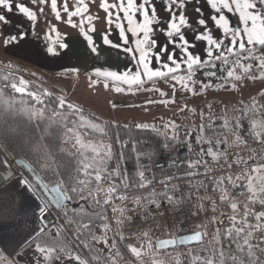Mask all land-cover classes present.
I'll use <instances>...</instances> for the list:
<instances>
[{"label":"rangeland","instance_id":"obj_1","mask_svg":"<svg viewBox=\"0 0 264 264\" xmlns=\"http://www.w3.org/2000/svg\"><path fill=\"white\" fill-rule=\"evenodd\" d=\"M95 1L100 7L102 0ZM65 3L69 10L64 12L65 18L69 20L65 24L67 27L72 28L82 24L80 19L86 18V15H74L72 11L83 12L84 6L89 9L92 13L89 16L93 18L85 24L86 27L104 25L106 13L103 9L97 10L95 2L65 0ZM62 9L64 7L58 9L59 13H62ZM109 11L112 12V9ZM102 16L104 20L101 19ZM57 20L56 15V23ZM256 57L242 56L240 62H234L231 70L222 75L218 74L217 79L208 80L202 78L201 73L190 71L184 75L169 76L127 89L85 74L70 76L37 72L4 61L2 57H0V70H7L20 76V84L13 85L19 93H24L23 86H28V83L32 82L57 95L70 109L77 110L73 112L84 111L83 115L77 114L78 124L84 123L97 128L101 126L98 119L103 123L114 121L153 129H167L170 134H174L177 132L178 121L183 122L185 124L183 138L188 143L190 151L197 155V158L191 162L194 165H192L194 172L203 170L206 175L207 172L217 171L218 175L213 174L209 177L215 186L221 184V178L225 175L226 180L229 179L228 182L232 185V192L235 194L239 191L242 194L243 190L244 194H235L240 196L235 201L229 195L222 202L214 200L212 202L214 207L210 211H204L203 226L199 227L198 224V229L203 232V244L161 254L153 252L151 246V255L157 259L158 264H182L184 259L190 262L205 259L209 264H215L214 262H217L214 260L215 252L210 249L209 240L215 237L219 228L229 229L239 226L246 233L245 244L250 256L257 262H264V198L261 196L264 194V164H260L261 159L256 156L257 152H261L260 149L250 146L253 142L248 143L244 138L245 132L255 135L264 127V107L261 100L264 95V55ZM12 64L17 68L12 67ZM206 74L212 76L214 70H209ZM230 76L232 78L229 80ZM26 93L39 99L31 91ZM2 116L0 153L5 158V166L8 164L11 167L13 176L0 189L19 182L14 189H10L15 192L21 189L22 184H26L41 202L37 220L41 222L42 216L50 212L53 222L46 228L43 226V229L35 235L24 236L22 230L21 235L16 236L17 239L12 241L10 237L13 235H7L19 228H11L6 233H2L9 240L0 235V250L3 254L0 264H86L80 248L65 235V222L60 219L58 211L51 212L39 188L21 167L14 164L1 145L9 144L16 154L30 159L31 163L36 162L37 169L45 173L51 169L50 162L58 155L54 152L53 155L52 151L50 155L49 149L45 148L46 141L49 142L52 136L54 119L47 117L41 110L29 106L24 99L12 98L0 91L1 119ZM78 131L79 129L74 128L72 136L78 139L81 146L91 147L95 164L105 161L108 163L110 158L108 167H117V161L112 156L109 144L83 140ZM14 157L16 156L13 154L12 158ZM244 164L251 165L240 169L239 167ZM226 169L230 171L227 173L222 171ZM201 180L205 183L208 178L202 177ZM235 187H238L237 190L234 189ZM150 195L159 196L157 192L142 187L138 197L142 200ZM46 230L56 237H64L72 246V252L59 254L54 260L49 259L51 253L46 249L37 248L33 243L37 235ZM11 249L17 250L10 252Z\"/></svg>","mask_w":264,"mask_h":264},{"label":"trees","instance_id":"obj_2","mask_svg":"<svg viewBox=\"0 0 264 264\" xmlns=\"http://www.w3.org/2000/svg\"><path fill=\"white\" fill-rule=\"evenodd\" d=\"M247 55L257 56L256 58L264 55V43L240 50L227 57L199 64L177 75L196 71V74H202V78L217 79L218 74L222 75L230 71L234 62H240L241 57ZM12 67L17 68L14 64ZM209 70H214L212 76L206 74ZM231 78L230 76L229 80ZM20 80V76L16 73L0 70V91L12 98L24 99L29 106L41 110L47 117L54 119L52 136L49 142L46 141L45 148L49 149L50 155L51 151L58 155L50 162L51 169L44 173L37 169L36 162L31 163L30 159L16 154L9 144L1 145L13 161L15 158L27 161L47 186L54 183L60 185L67 197L66 204L58 210L60 219L65 222V235L80 248L88 264H158L157 259L151 255V246L156 254L195 246L157 251L154 241L144 233L134 235L132 242H128L122 233V225L139 201L138 195L143 187L140 176L133 171L138 158L142 155L156 158L158 151L173 139V133L170 134L167 129H153L131 123L114 121L103 123L98 119L101 126L97 128L84 123L78 124L77 114H84V111L73 112L77 110L70 109L57 95L32 82H29L28 86H23L24 93H19L13 85L20 84ZM26 91H31L39 99L29 96ZM1 120L3 116L0 122ZM74 128L79 129L78 132L83 140L109 144L112 156L117 161V167H108L110 158L108 163L105 161L95 164L91 147L81 146L78 139L72 136ZM244 138L248 143H254L256 140V136L250 132H245ZM13 154L16 157L12 158ZM260 155L261 152L256 153L257 157ZM195 158L197 155L190 151L189 163L179 168L180 173L186 172L190 175V164ZM262 163L264 164V158ZM261 196L264 198V194ZM50 233L46 230L38 234L33 241L37 248L46 249L51 253L49 259L54 260L59 254L72 252V246L64 237H56L55 234ZM245 235L246 233L239 226L229 229L219 228L215 237L208 242L210 249L215 252L214 260L219 264H264L257 262L248 253ZM2 255L0 250V259ZM217 262L214 263L218 264ZM182 264L209 263L205 259L194 262L184 259Z\"/></svg>","mask_w":264,"mask_h":264},{"label":"crops","instance_id":"obj_3","mask_svg":"<svg viewBox=\"0 0 264 264\" xmlns=\"http://www.w3.org/2000/svg\"><path fill=\"white\" fill-rule=\"evenodd\" d=\"M91 1L96 4L95 0ZM17 2L34 10L37 18L33 22L27 20L25 16L16 11L14 5ZM117 2L118 0H107L109 4ZM139 2L140 0H137V3ZM248 2L249 0H240L235 5L239 15L227 12L221 15L217 22L224 33L222 36L221 31L215 27L211 20L214 12L207 5L206 0H184L183 9H180L178 4H171V11L166 10L164 0H151L156 9V20L151 26L153 28L151 38L157 41V47L154 51L159 54L161 63L158 65L154 57L152 61L147 59L142 45H140L141 50L137 55L123 50L125 47L134 49L132 44L134 37L127 31L128 25L123 19V13L120 14V22L123 24L128 38L127 45H124L120 40L115 23H108L106 12H104L106 13L104 25L86 27L87 22L83 24L82 21L88 19L92 13L84 6L83 12L86 18L80 19L82 24L70 28L65 25L69 20L65 18L64 12L66 11L64 9L61 10L62 13H59L56 23L52 0H45V2L44 0H36L35 4L31 0H14L12 11H6L0 7V14L5 15L8 21L7 23H0V57L4 58V61L13 62L37 72L68 74L70 76L85 74L101 81L114 83L122 89L134 88L169 76H175L179 72L190 70L199 64L227 57L240 50L264 43V0H252L255 3V8H247ZM64 5L65 0H57V10ZM96 9L101 10L97 4ZM197 9L201 11L198 12ZM181 11L188 22V26L182 28V33L191 44L195 45V47L189 48L192 55L185 56L183 59L180 50H174L173 44L169 43V37L165 35L173 13L179 17ZM112 13V20L115 21V10L112 9ZM253 13L258 15H253ZM149 14L151 15V9H149ZM225 16L229 18L231 27H229V22ZM200 18L206 20V26L211 30L210 36L205 34V38L209 40L207 49L205 41L195 39L197 33H202L205 30L204 26L197 23ZM101 19L104 20V17L102 16ZM136 20H140L139 14H137ZM91 28L94 30L91 31ZM21 33H25L23 39H19ZM12 35L17 36V42L9 43L6 46L5 39ZM105 35L107 36L105 37ZM171 39L178 41V37L175 35ZM60 43L65 44L66 47L61 49ZM49 45L56 50L55 55L46 51ZM165 46H167V52L162 51ZM173 51H175V60L169 63V55ZM205 51L208 52L207 56ZM260 156L258 159L260 158V164H263ZM251 164H244L239 168H246ZM190 165V176L194 177L193 191L190 197L199 204L198 224L199 227H202L203 213L214 207L212 204L214 200L222 202L229 195L235 201L240 197L235 194L241 193L239 191H234L235 194L232 192V185L228 182L229 179L226 180L225 175L221 178V184H216L212 189L208 188L205 185L206 182L201 180L202 177L205 178L203 170L194 172L192 168L194 165ZM222 171L227 173L230 170ZM212 173L218 175L216 174L217 171ZM243 187L245 188V185ZM242 194H244L243 190ZM244 198L245 196H243Z\"/></svg>","mask_w":264,"mask_h":264},{"label":"built area","instance_id":"obj_4","mask_svg":"<svg viewBox=\"0 0 264 264\" xmlns=\"http://www.w3.org/2000/svg\"><path fill=\"white\" fill-rule=\"evenodd\" d=\"M261 100L264 107V95ZM178 122L177 132L172 134L173 139L158 151L156 158L142 155L137 160L134 171L140 176L143 187L157 192L159 196H146L134 205L127 221L122 225V233L128 242H132L134 235L140 233L155 241L163 237L188 234L198 229L200 208L190 197L194 177L186 172L180 173L179 170L189 163L190 148L183 138L185 124ZM255 136L256 140L251 146L260 149V157L263 158L264 127ZM6 167L11 168L8 164ZM211 175L213 173L205 175L208 178L206 186L210 189L215 186L213 180L209 179Z\"/></svg>","mask_w":264,"mask_h":264},{"label":"snow or ice","instance_id":"obj_5","mask_svg":"<svg viewBox=\"0 0 264 264\" xmlns=\"http://www.w3.org/2000/svg\"><path fill=\"white\" fill-rule=\"evenodd\" d=\"M33 4H35L36 0H31ZM45 2V0H44ZM240 0H206L207 5L213 10L214 14L211 16V20L214 23L215 27L219 29L224 35L223 31L221 30L220 24L217 22L219 21L222 14L225 12L233 15H239V11L235 8V5L239 3ZM14 0H0V7L5 9L6 11L13 10ZM164 4L166 10L171 11V4H178L180 9L184 8V0H164ZM52 5L54 8V14L57 15L59 18V11L56 8L57 0H52ZM15 9L21 15L25 16L27 20L33 22L36 19L35 11L27 7L23 3H15ZM247 8H255V3L252 0H249L248 4L246 5ZM100 8L103 9L108 16V23L112 24L115 23L116 29L119 31L120 40L124 45L128 44V38L125 34V29L123 24L120 22L121 16L120 14L123 13V19L127 22L128 28L127 31L131 33L134 37L132 44L134 45V49H128L127 47L123 48V50L132 52L133 55L139 54L140 45L143 46V51H145L147 55V59L149 61L155 58L156 63L159 65L161 61L159 60V54L154 51L157 47V41L152 39L153 28L151 27L154 21L156 20V9L155 6L151 3V0H140L137 3V0H118L117 3H107V0H102ZM110 9L115 10V21L112 20L113 13L109 11ZM149 9H151V15L149 14ZM64 10L67 12L69 11L67 8V3L64 5ZM197 11H201L197 9ZM72 14L83 16L84 12H76L75 10L72 11ZM139 14L140 20H136V16ZM218 14V15H217ZM253 15H258L257 13H253ZM225 19L229 22V27H231V22L227 16ZM89 20H93V18L89 17L88 19L82 21V23L89 22ZM7 17L3 14H0V23H7ZM197 23L200 26H204L205 30L202 33H197L195 39L197 41H205L206 42V49L209 46V40L205 38V34H211V30L208 29L206 26V20L200 18ZM188 22L185 19L183 12L181 11L179 17H176L173 13L172 19L169 20L167 30L165 31V35L169 37V43L173 44L174 50L179 49L181 52V58L183 59L185 56H191L192 53L189 51V48L195 47L194 44H191L182 33V28L187 27ZM54 30V29H53ZM93 31L94 29H90ZM173 35L178 37V41L171 39ZM25 33H21L19 39H23ZM107 35H105L106 37ZM213 42H215L214 38ZM18 38L15 35L10 36L9 38L5 39V45L7 46L9 43L17 42ZM61 49L65 48L66 45L63 43L59 44ZM49 54H56V50L54 47L49 45L46 49ZM162 51L167 52V46L162 48ZM205 55H208V52L205 51ZM198 57V54H197ZM175 60V51L171 52L169 55V63ZM151 66V64H150Z\"/></svg>","mask_w":264,"mask_h":264},{"label":"bare ground","instance_id":"obj_6","mask_svg":"<svg viewBox=\"0 0 264 264\" xmlns=\"http://www.w3.org/2000/svg\"><path fill=\"white\" fill-rule=\"evenodd\" d=\"M4 161L5 158H3L0 153V167L3 166L7 169V167L4 166ZM17 184H19V182H15L0 189V235L5 239H8L7 236L13 235L10 237L11 241L16 240L17 237L21 235L22 230L25 236L29 234L35 235L38 231L43 229V225L37 220V214L41 208L40 200L32 194V191L26 184H22L21 189L12 192L10 189H14ZM8 191L10 193H8ZM16 218L21 221H17L18 219L15 220ZM15 227L19 229L11 232L7 236L2 234ZM16 250L17 249H11L10 252Z\"/></svg>","mask_w":264,"mask_h":264},{"label":"water","instance_id":"obj_7","mask_svg":"<svg viewBox=\"0 0 264 264\" xmlns=\"http://www.w3.org/2000/svg\"><path fill=\"white\" fill-rule=\"evenodd\" d=\"M14 164L17 167H21L26 174L31 178V181L39 188L40 192L44 195L47 203L51 209V212H55L63 208L66 204L67 197L61 190L58 183H54L47 186L42 179L33 171L31 165L23 160L22 158H15ZM13 172L11 169H6L5 167H0V187L11 177ZM53 222V217L50 212L45 213L42 216L41 224L46 228L49 224ZM203 232L197 229L194 232L188 234H182L176 237H163L154 241L155 249L157 251L169 250L175 247L183 246H193L198 245L203 242Z\"/></svg>","mask_w":264,"mask_h":264},{"label":"flooded vegetation","instance_id":"obj_8","mask_svg":"<svg viewBox=\"0 0 264 264\" xmlns=\"http://www.w3.org/2000/svg\"><path fill=\"white\" fill-rule=\"evenodd\" d=\"M10 225H11V223H10Z\"/></svg>","mask_w":264,"mask_h":264}]
</instances>
